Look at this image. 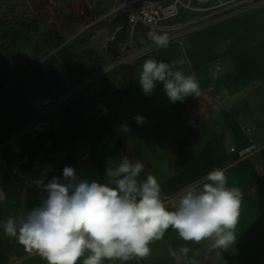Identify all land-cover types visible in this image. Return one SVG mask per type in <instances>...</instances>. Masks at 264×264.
<instances>
[{"label":"crops","instance_id":"crops-1","mask_svg":"<svg viewBox=\"0 0 264 264\" xmlns=\"http://www.w3.org/2000/svg\"><path fill=\"white\" fill-rule=\"evenodd\" d=\"M147 59L175 61V70L195 74L200 96L170 102L161 82L151 94H144L139 75ZM215 65L220 71L214 79L210 67ZM208 87L220 95L215 106L212 93L203 97ZM137 115L145 122L137 124ZM121 125L129 131H122ZM251 142H264V2L189 30L169 40L166 48L154 45L140 52L116 121L94 122L71 166L79 178L105 183L109 158L117 163L122 156L141 160L145 167L139 179L154 175L169 209L177 204L182 188L200 185L214 168L224 169L227 186L242 192L237 238L229 249L214 248L211 239L184 241L170 227L150 244L147 258L126 264H264V152L238 158L228 150L230 145ZM43 195H11L0 187V264H47L3 231L9 215L18 217L38 206Z\"/></svg>","mask_w":264,"mask_h":264},{"label":"clouds","instance_id":"clouds-1","mask_svg":"<svg viewBox=\"0 0 264 264\" xmlns=\"http://www.w3.org/2000/svg\"><path fill=\"white\" fill-rule=\"evenodd\" d=\"M151 39L157 47L169 44L167 35L151 34ZM175 66V61L145 60L139 75L143 93L151 94L161 82L170 102L199 97L195 74L185 75ZM210 71L218 78V65ZM134 120L145 122L140 115ZM120 127L129 131L127 125ZM144 167L141 160L133 162L128 156L118 163L109 158L105 183L81 179L69 165L63 168V179L53 176L45 183L46 174H41L33 181L45 193L41 203L18 217L9 215L3 223L4 234L47 264H103L105 260L126 264L145 259L151 253L150 244L170 227L184 241L211 239L214 248L225 250L235 243L242 192L227 186L224 169L214 168L200 185L182 188L177 204L169 209L157 178L148 174L146 180L139 179Z\"/></svg>","mask_w":264,"mask_h":264},{"label":"rangeland","instance_id":"rangeland-1","mask_svg":"<svg viewBox=\"0 0 264 264\" xmlns=\"http://www.w3.org/2000/svg\"><path fill=\"white\" fill-rule=\"evenodd\" d=\"M122 2L0 0V145L31 113L25 95H15V89H34L53 96L65 93L55 113L56 124L65 113H77L84 126L85 136L69 154L74 162L94 122L116 121L127 70L133 69L140 52L155 45L126 23L123 12H110ZM262 2L179 0L175 21L185 27L184 33ZM53 134H41L45 149L28 161L63 179V168L69 165L62 163L64 153L47 152ZM31 137L0 150L25 145ZM6 163L10 172L22 175L20 158L8 155ZM27 177H31L30 172Z\"/></svg>","mask_w":264,"mask_h":264},{"label":"built area","instance_id":"built-area-1","mask_svg":"<svg viewBox=\"0 0 264 264\" xmlns=\"http://www.w3.org/2000/svg\"><path fill=\"white\" fill-rule=\"evenodd\" d=\"M117 11L123 12L126 23L135 28L137 33L149 42H153L151 34L167 35L171 40L181 36L185 30V27L175 21L179 12V0H123L122 3L110 9L111 13ZM211 93L212 89L208 87L203 97ZM211 95H213L211 105L215 106V101L220 99V95L215 92ZM65 97V93L53 96L27 89L26 99L30 104L31 113L0 145V149L33 133L55 132L57 130L55 113ZM228 150L240 158L254 151L264 152V142H251L243 146L230 145Z\"/></svg>","mask_w":264,"mask_h":264},{"label":"trees","instance_id":"trees-1","mask_svg":"<svg viewBox=\"0 0 264 264\" xmlns=\"http://www.w3.org/2000/svg\"><path fill=\"white\" fill-rule=\"evenodd\" d=\"M131 72L132 69L129 68V70H127V73L124 77L126 86L130 81ZM14 93L15 95L18 96L25 95L26 98V91H20L19 89H15ZM40 93L48 94L45 92H40ZM28 105L30 107V104ZM30 111H31V107H30ZM22 122H20L19 125ZM57 123H58L57 130L54 132L52 136L53 139L52 144L51 147L47 150V152L53 154L54 152L60 151L64 153L62 163L73 165L75 163L74 162L75 160H73L72 157H69V154L75 152L77 143H79L85 136L82 117L80 114L77 113H65L64 116L58 119ZM41 134L42 133H33L16 140V141L23 140L26 137L32 136L31 139L29 138L30 140L29 139L27 140L28 142H26L25 145H15L12 147L8 146L9 148L0 150V187L4 190L5 193L11 195H16L21 192L44 193L42 188L38 189L35 186L33 181L39 178L41 174H46L45 183H47L48 178H52L53 175L50 174L44 168L35 167L34 164H30V162L28 161V160L32 161L35 153L39 152L41 149L43 150L45 149V147L43 146L44 139ZM87 134L88 131L86 132V136ZM8 155H10L12 158H20L22 175H17L15 173L10 172L9 165L6 163ZM34 168L36 169V171L32 173V169ZM29 172L31 176L30 178L27 177Z\"/></svg>","mask_w":264,"mask_h":264}]
</instances>
